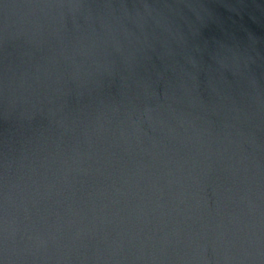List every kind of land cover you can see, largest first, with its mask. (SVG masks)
I'll return each instance as SVG.
<instances>
[{"label":"water","instance_id":"95a60500","mask_svg":"<svg viewBox=\"0 0 264 264\" xmlns=\"http://www.w3.org/2000/svg\"><path fill=\"white\" fill-rule=\"evenodd\" d=\"M0 264H264V0H0Z\"/></svg>","mask_w":264,"mask_h":264}]
</instances>
